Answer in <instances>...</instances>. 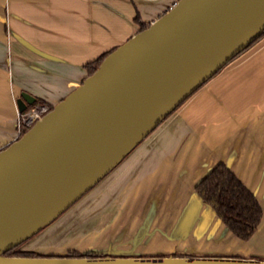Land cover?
Returning a JSON list of instances; mask_svg holds the SVG:
<instances>
[{
  "label": "crops",
  "instance_id": "0c3cea01",
  "mask_svg": "<svg viewBox=\"0 0 264 264\" xmlns=\"http://www.w3.org/2000/svg\"><path fill=\"white\" fill-rule=\"evenodd\" d=\"M177 1L0 0V151L19 138L22 93L56 105L89 76L87 65ZM205 85L67 210L74 217L44 232L43 251L264 261V39ZM220 162L262 206L248 241L196 195L197 183Z\"/></svg>",
  "mask_w": 264,
  "mask_h": 264
},
{
  "label": "water",
  "instance_id": "95a60500",
  "mask_svg": "<svg viewBox=\"0 0 264 264\" xmlns=\"http://www.w3.org/2000/svg\"><path fill=\"white\" fill-rule=\"evenodd\" d=\"M263 32L264 0H179L108 53L92 75L0 151V264H264L94 249L80 252L105 256H5L91 191ZM35 102L22 93L18 113Z\"/></svg>",
  "mask_w": 264,
  "mask_h": 264
},
{
  "label": "trees",
  "instance_id": "16d2710c",
  "mask_svg": "<svg viewBox=\"0 0 264 264\" xmlns=\"http://www.w3.org/2000/svg\"><path fill=\"white\" fill-rule=\"evenodd\" d=\"M135 21L138 24H141L139 15L136 16ZM146 28H147L146 25H141V31ZM263 39H264V32L259 37H257L247 49H245L242 53L236 56V58L233 59L232 61L239 58L241 55H243L248 50L253 48ZM106 56L107 54L102 55L99 59L86 66L89 75H92L95 72L97 67H99L100 63L103 61V59ZM232 61L226 64L212 78L218 75ZM38 104L47 105L49 107V111L53 109V106L44 103L40 99H37L36 102L34 103V105H38ZM181 105H179L178 108ZM28 130L29 129L27 128H23L19 138L23 136ZM195 190L198 196L202 199L203 203L211 207V209L215 212L216 216L221 220V222L228 228V230L234 236H236L237 238L243 241H248L256 233L263 218L262 206L260 205L256 196L242 183V181L231 171V169L225 163L220 162L217 165H215L211 169V171L203 179L199 181V183L195 187ZM20 246H17L9 250L8 252L5 253V256L8 257L41 256L40 254L34 252L22 251L19 248ZM60 256L70 257V258H77V257L95 258V257H102L105 255L96 251H89L86 253H82L80 251L73 250Z\"/></svg>",
  "mask_w": 264,
  "mask_h": 264
},
{
  "label": "rangeland",
  "instance_id": "374dc122",
  "mask_svg": "<svg viewBox=\"0 0 264 264\" xmlns=\"http://www.w3.org/2000/svg\"><path fill=\"white\" fill-rule=\"evenodd\" d=\"M224 70V69H223ZM206 86V85H205ZM195 95V94H194ZM193 95V96H194ZM188 101V100H187ZM186 101V102H187ZM185 102V103H186ZM178 111V110H177ZM177 111H175V112H177ZM165 121V120H164ZM148 137H151V135L150 136H148ZM74 206H76V203L72 206V207H74ZM71 207V208H72ZM70 209V208H69ZM68 212L69 211H66L65 213H63L58 219H56L50 226H48V227H46L45 229H43L42 231H40L37 235H35V236H33L32 238H30L28 241H26L24 244H22L19 248L22 250V251H28V252H30V251H33V252H36V253H41V254H44V255H49V254H51V253H48V251H43V249H45V250H47V239L45 238V235H43L44 234V232L47 230H49V229H51V227H53L54 226V224L56 223H58L59 222V220L60 219H62L63 217H65V219L66 220H70L72 217H74L75 215L73 214V213H71V214H69V215H67L68 214ZM65 220V221H66ZM75 221H73V222H70V224H69V227H71L72 226V224H73V226L72 227H74V223ZM55 224V225H56ZM58 225H60V224H58ZM76 225V224H75ZM68 226L67 227H65L66 229H68L69 228ZM80 229H73L72 231H70L69 233H67L68 235L67 236H69V237H72L73 235L75 236V234H76V231H79ZM40 248H42V249H40ZM44 252V253H43ZM113 253V251H108V254H112Z\"/></svg>",
  "mask_w": 264,
  "mask_h": 264
},
{
  "label": "built area",
  "instance_id": "2783aa9c",
  "mask_svg": "<svg viewBox=\"0 0 264 264\" xmlns=\"http://www.w3.org/2000/svg\"><path fill=\"white\" fill-rule=\"evenodd\" d=\"M49 112L47 105H35L19 114L18 118V130L19 136L23 128L30 129L38 120H40L45 114Z\"/></svg>",
  "mask_w": 264,
  "mask_h": 264
},
{
  "label": "flooded vegetation",
  "instance_id": "af4514ba",
  "mask_svg": "<svg viewBox=\"0 0 264 264\" xmlns=\"http://www.w3.org/2000/svg\"><path fill=\"white\" fill-rule=\"evenodd\" d=\"M38 105H40V104H38ZM34 106H35V105H34ZM29 108H31V106H30Z\"/></svg>",
  "mask_w": 264,
  "mask_h": 264
},
{
  "label": "bare ground",
  "instance_id": "6f19581e",
  "mask_svg": "<svg viewBox=\"0 0 264 264\" xmlns=\"http://www.w3.org/2000/svg\"><path fill=\"white\" fill-rule=\"evenodd\" d=\"M137 248H139V247H137Z\"/></svg>",
  "mask_w": 264,
  "mask_h": 264
}]
</instances>
